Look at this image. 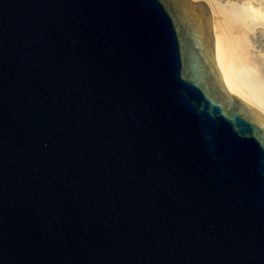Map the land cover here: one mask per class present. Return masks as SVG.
<instances>
[{
    "label": "water",
    "instance_id": "obj_1",
    "mask_svg": "<svg viewBox=\"0 0 264 264\" xmlns=\"http://www.w3.org/2000/svg\"><path fill=\"white\" fill-rule=\"evenodd\" d=\"M193 0H0V264H264V117Z\"/></svg>",
    "mask_w": 264,
    "mask_h": 264
},
{
    "label": "bare ground",
    "instance_id": "obj_2",
    "mask_svg": "<svg viewBox=\"0 0 264 264\" xmlns=\"http://www.w3.org/2000/svg\"><path fill=\"white\" fill-rule=\"evenodd\" d=\"M214 1L229 3L241 16L229 28L220 21L215 3L208 4L218 69L225 85L239 98L246 97L248 106L260 108L264 117V0Z\"/></svg>",
    "mask_w": 264,
    "mask_h": 264
},
{
    "label": "rangeland",
    "instance_id": "obj_3",
    "mask_svg": "<svg viewBox=\"0 0 264 264\" xmlns=\"http://www.w3.org/2000/svg\"><path fill=\"white\" fill-rule=\"evenodd\" d=\"M211 1H209V0H197L196 2L203 4L204 6H207L209 3H211V4L215 3L214 4L215 8H217V11L219 12L218 16L220 18V21L223 23V25L228 26L229 28H235L237 26L236 23L238 22V20L240 19L241 16L234 9H232L229 6V3L223 2V3L218 4L219 3L218 1H214V0H211ZM231 3H235V1L231 2ZM220 12H221V14H220ZM209 14L211 17L210 9H209Z\"/></svg>",
    "mask_w": 264,
    "mask_h": 264
}]
</instances>
